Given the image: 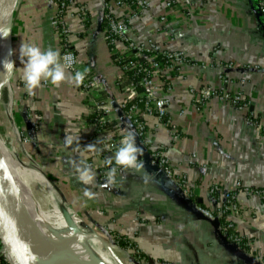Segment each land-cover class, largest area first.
Returning a JSON list of instances; mask_svg holds the SVG:
<instances>
[{
    "label": "crops",
    "instance_id": "0c3cea01",
    "mask_svg": "<svg viewBox=\"0 0 264 264\" xmlns=\"http://www.w3.org/2000/svg\"><path fill=\"white\" fill-rule=\"evenodd\" d=\"M145 1L147 9L129 21L128 39L134 43L151 40L169 51L182 52L186 59L178 71L165 74L164 80L155 78L159 96L168 100L173 128L158 126L154 117H147L145 143L141 142L146 153L150 156L162 150L174 172L185 177L195 203L211 211L237 185L264 189V23L257 1ZM76 2L89 6L90 23L86 26L66 16L70 45L101 90L85 93L74 84L56 87L49 82L29 95L22 78L21 43L60 53V37L50 23L51 0H18L12 29L15 66L4 100L9 99L10 111L0 109L1 115L9 114L13 121V143L35 158L82 223L96 235L107 237L126 264H137L136 258L115 236L142 249L138 264L160 260L170 264H264L262 198L239 193L236 199L230 223L248 243L236 247L241 254L224 243L173 181L147 163L149 158L139 160L143 164L139 170L126 169L116 185L103 183L97 175L90 185L79 180L78 168L90 164L96 169L101 164L98 150H85L102 134L92 122L98 114L96 107L114 109L108 124L117 125L121 137L136 132L119 114L123 99L115 80L118 70L101 33L102 0ZM126 12L116 10L119 17ZM202 87L240 93L254 120L216 99L199 107L195 91ZM66 137L71 144L65 142ZM214 185L220 189L217 198L208 192ZM86 191L93 194L91 198Z\"/></svg>",
    "mask_w": 264,
    "mask_h": 264
},
{
    "label": "built area",
    "instance_id": "2783aa9c",
    "mask_svg": "<svg viewBox=\"0 0 264 264\" xmlns=\"http://www.w3.org/2000/svg\"><path fill=\"white\" fill-rule=\"evenodd\" d=\"M256 1L264 23V0ZM147 7L148 4L145 0H102L103 27L101 33L108 47L111 61L118 70L115 80L123 99L118 107L119 114L124 121L134 127L136 136L143 143H145L148 128L147 117H154L158 126H172L171 119L168 115V100L159 96L160 86L156 84L155 78L160 77L161 80H164L165 74L178 71L179 67L186 63L185 56L182 52L169 51L156 45L151 40L146 43H134L128 39L127 31L129 21L135 18L140 11L147 9ZM71 8L74 9V12H71ZM117 9L125 10V12L127 10V15L119 17L116 14ZM50 10L51 24L59 33L60 37V56L71 55L76 59V63L67 71L72 75L76 71L83 72V64L77 60L71 48V32L65 23V18L67 15H70L72 18L75 17L80 23L87 26L90 23L89 6L87 4L77 3L76 0H51ZM161 21H164V18H161ZM229 67L232 66L229 65ZM78 88L85 93H99L101 90L100 83L88 73H86L83 84ZM195 94L199 97L197 102L199 107H203L206 102L216 99L220 102L228 103L248 114V103L240 93L228 94L215 91L209 87H202L196 90ZM96 109L98 114L93 118L92 122L95 126L101 128L102 131L101 136L96 139L95 143L101 164L96 169L90 164L87 166L95 172L100 181L106 184H108L107 173L110 167H116L115 182L109 184L116 185L126 170L116 166L114 163L115 152L119 148L123 137L120 136V130L117 125L112 124L109 126L108 124L110 123L108 120L109 113L114 111V109L110 105H101L96 107ZM247 119L250 121L254 120L252 113L248 114ZM16 136H19L18 132H16ZM85 150L89 149L86 148ZM108 158H113L112 165L105 163ZM149 162L175 183L182 197L192 201L195 210L201 216L211 221L218 220L219 231L229 243L234 244L237 248L248 246L245 239L233 230L230 219L236 212V199L239 193L264 199V189L237 185L236 188L227 190L223 196V203L215 211H211L195 203L191 191L186 187L185 177L174 172L169 158L162 150L152 152L149 156ZM208 192L211 196L217 198L220 194V189L214 185L209 188ZM78 223H81V221H78ZM115 238L117 242L124 243L126 247L128 246L127 249L132 252L137 264L138 261L143 259L142 249L137 244L127 241V239L123 240L121 237L115 236ZM2 260L8 264L5 258ZM156 264L170 263L160 260Z\"/></svg>",
    "mask_w": 264,
    "mask_h": 264
},
{
    "label": "bare ground",
    "instance_id": "6f19581e",
    "mask_svg": "<svg viewBox=\"0 0 264 264\" xmlns=\"http://www.w3.org/2000/svg\"><path fill=\"white\" fill-rule=\"evenodd\" d=\"M7 56V47L0 38V84L11 72ZM32 173L33 169L22 166L3 146H0V194L9 200L22 224L35 235L36 246L40 249L45 263L82 264L84 260H81L82 258L77 260L72 256L63 240L55 241L48 238L36 219L35 214L45 213L53 206V200L44 183L34 178ZM69 214L74 223H77L78 217L74 212L69 211ZM50 223L52 224L51 220ZM90 242L99 255L101 264H115L109 250L98 242L97 237L92 236Z\"/></svg>",
    "mask_w": 264,
    "mask_h": 264
},
{
    "label": "rangeland",
    "instance_id": "374dc122",
    "mask_svg": "<svg viewBox=\"0 0 264 264\" xmlns=\"http://www.w3.org/2000/svg\"><path fill=\"white\" fill-rule=\"evenodd\" d=\"M13 20L8 29V33H10L11 45L13 42ZM10 76L11 75H9L7 79L3 80V82L1 83L2 87L0 89V109L5 110L2 113H6V111L8 112V110L10 111L9 99H7V102L4 101L6 100V88L8 87V82L11 81ZM13 131L14 124L12 119L10 118V115L7 114L3 116L0 113V146H3L8 151V153H10L11 156L16 161H18V163L22 164V166L27 167L29 169H33L32 176L44 183L46 189L52 196L53 206L49 207L45 213L35 214V217L40 223V226L43 228L45 235L55 241L63 240L66 243L69 252L72 254V256L77 258V260L82 258L81 260H85L87 263L90 264H101L102 261L99 259V255L96 253V250L90 242L91 237H95L94 233L92 232V229L85 226V224L82 223L83 219L78 214H76L74 210L70 209V206L68 204L69 201L64 197L63 194L60 193L59 189L54 184V182H52L47 177L44 172V169H42L41 165L35 160V158L29 152L24 153V151L16 145V142L13 143V141H16L15 139H13ZM5 134H10V136L6 137ZM19 137L20 134L17 139H19ZM66 211L68 213L69 211H73L78 217V221H81V223H74L75 227L77 228V234L72 231L66 221ZM50 220L52 224L50 223ZM98 236L101 238L102 241L107 243V245L112 248V253L110 252V254L111 258L113 259V262L115 264H126L124 261L121 260L120 254L117 252L118 249L112 247L109 241H107V237H105L104 235ZM98 242L103 245L100 240H98Z\"/></svg>",
    "mask_w": 264,
    "mask_h": 264
},
{
    "label": "clouds",
    "instance_id": "9594fccd",
    "mask_svg": "<svg viewBox=\"0 0 264 264\" xmlns=\"http://www.w3.org/2000/svg\"><path fill=\"white\" fill-rule=\"evenodd\" d=\"M19 57L23 65L22 78L29 95H33L35 90L40 88L43 83L49 82L56 87L65 82L79 87L83 84L87 73V70L83 72L76 71L74 75L69 73L67 70L76 63L75 57L71 55L61 57L58 51L51 48L42 51L40 47L22 42ZM13 66H15L14 63ZM65 142L71 144L72 140L70 137H66ZM86 148L93 152L97 151L95 144ZM141 151L135 143V135L129 132L121 139L120 146L114 155V163L122 169L139 170L143 167L142 162L139 161ZM105 163L112 165L113 158H108ZM77 172L82 183L86 185L94 183L96 174L90 167H80ZM116 172V167H110L107 173L108 184L115 182ZM85 195L91 198L93 194L86 191Z\"/></svg>",
    "mask_w": 264,
    "mask_h": 264
},
{
    "label": "water",
    "instance_id": "95a60500",
    "mask_svg": "<svg viewBox=\"0 0 264 264\" xmlns=\"http://www.w3.org/2000/svg\"><path fill=\"white\" fill-rule=\"evenodd\" d=\"M18 0H0V38L4 40V43L8 50V67L11 73L9 74L12 77L13 73V57H12V45L10 39V33H8L9 26L12 23L14 18V11L16 9V4ZM102 21V17L100 19V24ZM2 85L0 84V89ZM135 143L142 150L139 156L140 159L147 160L149 155L146 153L145 149L141 145V141L135 135ZM149 165L150 162H147ZM155 168L153 165H151ZM190 203L189 199H186ZM193 204V203H192ZM66 221L72 231L77 234V228L74 225V221L72 220L70 214L66 211ZM211 225L215 228V230L219 233L224 243L236 250L237 252H242L236 249V246L232 243H229L225 236H223L219 231V222L217 219L209 220ZM95 237L102 242L105 246L106 250L112 253L111 248L101 240V238L94 233ZM0 242L2 246V254L0 255V262L3 258H5L8 264H46L43 255L40 252V249L36 246V237L31 230H27V228L22 224L20 218L17 213L13 209L9 200L0 194ZM82 264H90L85 260Z\"/></svg>",
    "mask_w": 264,
    "mask_h": 264
},
{
    "label": "trees",
    "instance_id": "16d2710c",
    "mask_svg": "<svg viewBox=\"0 0 264 264\" xmlns=\"http://www.w3.org/2000/svg\"><path fill=\"white\" fill-rule=\"evenodd\" d=\"M100 25H101V29H102V27H103L102 21H101ZM0 249H1V246H0ZM0 264H7V263L4 260H1Z\"/></svg>",
    "mask_w": 264,
    "mask_h": 264
}]
</instances>
